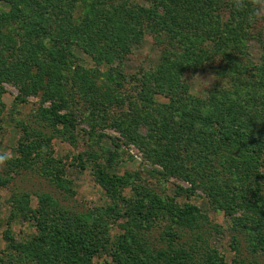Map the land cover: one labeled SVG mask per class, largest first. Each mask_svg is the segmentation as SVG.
Masks as SVG:
<instances>
[{"label": "rangeland", "instance_id": "obj_1", "mask_svg": "<svg viewBox=\"0 0 264 264\" xmlns=\"http://www.w3.org/2000/svg\"><path fill=\"white\" fill-rule=\"evenodd\" d=\"M12 1L20 2L0 0L1 25L21 12ZM229 1L201 4L213 23L219 20L239 33H232L240 54L232 61L217 49L216 36L196 49L201 61H195L189 40L180 43L169 33L158 37L155 20L132 12L137 5L152 7L147 0L21 2L23 17L7 24L0 41V152L14 155L0 167V264H121L114 256H126L117 247L120 242L144 264L150 252L166 255L164 261L157 258L164 264L170 251L190 246L204 263L224 258L231 264H264L260 239L257 250L251 248L254 236L264 240V19L250 23L251 11L233 14ZM39 3L58 15L52 5H61L71 13L68 25L53 17L55 24L49 26L50 14L48 20L42 16ZM114 9L122 16H115L117 33L127 44L117 45L106 33L89 37L72 28L65 37V26L90 17L97 27L108 24L106 12ZM23 18L42 27L35 40L34 33L27 37L42 41L37 48L42 57L49 51L65 56L66 64L57 66L68 105L61 111H71L74 127L55 124L43 113L53 102L32 92L39 86L35 77L23 84L5 74L32 59L29 45H22L25 31L17 28ZM47 30L50 35L43 33ZM223 46L233 53L232 45ZM240 61L251 62L255 70L242 69ZM163 70H178V83L189 88L185 95L205 100L202 105L184 98L195 114L174 109L182 87L181 96L166 94L176 82L167 83L173 76ZM162 75L165 79L154 88ZM211 75L212 86L205 89L202 79ZM215 90L223 103L218 107L209 96ZM163 119L168 124L160 125ZM174 126H182L184 135L171 137ZM170 142L175 143L171 151L177 150L173 155L166 152ZM251 142L262 146V154L254 157L263 177H255L250 166L233 164L236 153ZM164 153L171 159L164 160ZM102 171L111 177L107 183L100 180ZM188 205L197 208L193 228L177 216ZM72 233L85 245L66 249L64 237ZM92 243L99 250L89 262Z\"/></svg>", "mask_w": 264, "mask_h": 264}, {"label": "trees", "instance_id": "obj_2", "mask_svg": "<svg viewBox=\"0 0 264 264\" xmlns=\"http://www.w3.org/2000/svg\"><path fill=\"white\" fill-rule=\"evenodd\" d=\"M27 0H20V2H13V4H15L16 6V10L17 11H21L20 14L17 12V14L11 15L10 17V22L8 21V19H6V21L4 22L5 24L1 25V18H0V41L2 42L4 40V37L7 36V33L5 32V28L7 29V27L9 24H12V21L15 19L17 20V18H21V15L23 17V13L24 10L21 7V4L23 2H25ZM149 3H151L150 6L152 7H145V6H140L137 5V9H133L132 8V12L136 15H140V16H147L148 18H151L153 20H155L156 22V26H155V33L157 34L158 37L162 36L165 33H169L172 35L173 39L175 37H179V42H186L189 40L191 43H193L192 45H194L193 47H191V51L194 52L195 55V61H201L202 58V53L196 51V49L200 48V45H202L205 41H207V39H210L211 37L216 36L218 39L217 41V49L221 50L224 49L225 51V57L227 58V56L230 54L229 58H231V61L237 60V58L239 57V47L237 44H239V40H236V37L233 38V34L238 35L239 33L237 31L232 30L230 27L228 28L226 24H221L219 20H216V23H213L210 17V14L208 13V11H206L204 8L205 6L202 3V0H147ZM22 2V3H21ZM44 3L46 2H51V0H43ZM26 5V4H24ZM28 6V5H27ZM26 6V7H27ZM39 6L41 7V11L43 13L42 16L45 14L46 19L48 20V16L50 14L49 20L47 23H49V26H53L55 23L52 21L53 17H55L56 19L61 20V25H68L67 21L68 19H71V13H65L63 8L61 7V5L59 4H55L52 5V7L55 10V7L58 9L57 11L60 12L61 14H55L54 11H50L49 7H43L42 3H39ZM55 6V7H54ZM227 6L229 7L230 11L235 14H239V16H241L240 14H242V16L248 14L251 11V8L247 9V10H242V11H236L232 5L231 2L229 1L227 3ZM135 8V7H134ZM126 9H124L125 11ZM114 12L110 11V12H106V18L108 21V24L105 23V25L101 26V27H97L95 26L96 24L91 20V17L88 18L87 21H85L84 23L80 24V25H75L74 26H70L65 28L64 30L66 32L65 37H69V28H72L73 32H75L76 34H80V35H85L87 34L89 37H93V36H101V32L102 33H106V36L108 35V39L112 40V42L116 43L117 45H125L127 44L125 39H123V36H120V34L117 33V23H118V19L115 18V16L120 15L121 16V12L118 9H114ZM24 19V18H23ZM39 21H34L33 25L31 26L30 22H28L27 20L24 19V21L17 27L20 30L25 31L24 32V38L25 40H22V45L23 44H28L30 47V50L27 49L29 51L30 57L32 58L30 61L24 62V67H22L20 64L17 66L16 70L12 69H7V72L5 74H7L8 76H11L17 80H19V82H23V84H27V80L30 77H35L36 80L35 82L39 83V86L37 88L38 84H35V88L31 89L32 92L34 94H37L38 92H42V94L44 95V100H50L52 101V105H50L49 107L43 109V113L45 115H49V117L53 120V122L55 124H61V125H67L70 127H74L75 126V121L73 120V116L71 111L66 110L65 112H62L61 109L62 108H66L67 102H66V95L64 93L63 90V84L62 81L59 79L61 78V76L59 75L60 71L57 69L58 63L60 62V64H66L65 61V56H59L56 55L54 56L52 52H48V54H46L45 57H42L39 52L38 49L39 48L41 50V44L42 41L41 40H36V41H32L31 39H27L28 36L31 35V33H34V37L33 40H35V34H38V32L40 33L42 27L40 26V23H38ZM234 22V21H233ZM211 24V25H210ZM161 25V27L159 26ZM3 26L4 29H3ZM36 26H38V28H36ZM235 30H236V26ZM51 30V29H49ZM47 30L44 31L43 33H46L48 35L51 34V32ZM48 32V33H47ZM233 33V34H232ZM46 34H42L43 36H47ZM50 37V36H49ZM51 40L52 39H56L55 37H50ZM220 38H223L222 41L220 40ZM58 41H61L58 40ZM67 42V41H66ZM232 45V51L226 52L228 51L227 46H223V45ZM31 48L34 50H31ZM167 56H165L166 58ZM237 57V58H235ZM240 66H242L241 68L246 69L248 71H253L255 70L254 68L256 67L255 65H251V62L248 63H243V62H239ZM238 62L237 64L234 63L235 66L239 65ZM164 71V70H163ZM162 71V72H163ZM227 71H230L229 69H227ZM178 70L172 72V70H165L164 73L166 77L167 74L168 75H172L173 79H167L166 82L167 83H175V86H173L172 88H167L168 92L166 91V94L169 95V92H171V94L173 96H175L176 94L181 96V92H180V87H182V98H178L177 103H175V107L174 109L177 108H181V110H183L184 112H191L194 113L195 111H190L189 109H187V104H184V98H187V96L189 98H191L192 103L196 104V103H200L202 104V100L201 98H199L198 96H196L195 93L190 92V94H186V92L184 90H189V88L187 86H185L184 84L180 85L181 82L178 83V79L179 76L177 75ZM165 79L164 75H162L161 77H157L154 81H153V87H159L161 85V83L159 81H163ZM38 80V81H37ZM29 87V86H28ZM30 88V87H29ZM66 88V87H65ZM155 92V91H154ZM218 92V90L212 91L210 92L209 96H213L212 98L208 96L207 100H209V98H211V103H216V106L218 107L219 104H223L220 103V101L217 99L218 95H216V93ZM59 101V103L56 102ZM231 103H233L231 101ZM178 106H177V105ZM203 105V104H202ZM170 111H172V109H170ZM167 111L166 114H168ZM195 114V113H194ZM163 123H166L165 119H163L160 123V125H162ZM168 124V123H166ZM181 128H179L177 130V128L174 126V129L172 131L171 137L176 136L177 134L179 135H184L183 133V129L182 126H179ZM189 127V125H188ZM187 132H191L192 128L191 126L189 128L185 127ZM191 134V133H189ZM193 138L195 140L199 139V135L197 134H192ZM182 138V136H181ZM185 140H189V138L185 137ZM175 143L170 142V144L168 145L169 147L166 149V152L170 151L171 155L175 154L177 152L171 151V147L174 145ZM262 145H264L263 143H261ZM216 150V149H214ZM212 151V150H211ZM213 152V151H212ZM263 150H262V146L258 145V143L255 142H251L249 144V146L247 145L244 149L238 151L236 153V159L234 157V159L232 158V162L233 164H243V165H247L251 167V171L254 173L255 177H263L262 173H260L258 170L259 168V160L256 159L254 157L255 154H262ZM177 155V154H176ZM165 159H171V157H169V155H167L166 153H164L163 155ZM239 162V163H238ZM175 170H170L169 174H174ZM179 173L182 172V169L179 168V170H177ZM107 173H105V171H102V173L100 172V180L104 183H107L109 181V179L111 177H108L106 175ZM212 196H217V194L214 192L212 193ZM227 206L229 207V203L227 204ZM196 211L197 208L195 205H188L186 207H184L183 209L180 210V212L178 213V218L181 220H184V223L189 227V228H193L195 227L198 222L196 219ZM131 214H135L133 209L130 211ZM65 240H63V245L68 246V244L70 246L66 247V249H73L75 248L77 243H81L82 245H85V239L82 238L81 241H79L80 239L78 238L77 234H73L69 235V236H65L64 237ZM84 239V241H83ZM260 239L259 242L262 243V245L260 246H264V240L262 238H259L257 236H254L252 238V242H251V248L252 250H257L256 248L259 247V245H256L257 241ZM88 244V243H87ZM78 246V245H77ZM76 246V247H77ZM89 246L92 248L93 252H90V257L88 259V261L92 262V256L94 253V256L97 255V252L99 250V248L97 247V245L89 244ZM85 247V246H84ZM118 248H120L125 254L121 255L120 253H114V256L116 258V260H118V262H120L121 264H144L141 261L136 262L137 259V254L134 253V250L132 249V247L126 243H118L117 245ZM65 249V250H66ZM193 249V250H192ZM73 253V251H72ZM196 253V255H195ZM198 253V249H194L192 248V246H190L188 249L182 248V252H180L179 250H174V251H170V254L167 255V261H165L166 263L164 264H210L209 263H204L203 261L200 260V256L197 255ZM137 256H136V255ZM154 254L153 252H150V254L148 255V258L146 260H144V262L147 264H157V258H162L163 256L164 258L166 257V255H158ZM87 256V254H85V257ZM139 258H144L143 256L139 255ZM152 260H156L153 261ZM166 260V259H165ZM159 261V260H158ZM164 261V259H163ZM150 262V263H149ZM214 264V262H213ZM215 264H231L229 263L226 259H220L219 262H215Z\"/></svg>", "mask_w": 264, "mask_h": 264}, {"label": "clouds", "instance_id": "obj_3", "mask_svg": "<svg viewBox=\"0 0 264 264\" xmlns=\"http://www.w3.org/2000/svg\"><path fill=\"white\" fill-rule=\"evenodd\" d=\"M232 7L236 11L247 10L251 8L250 15L248 17L250 23H255L260 19H264V0H230ZM212 76L208 79H202L204 82V88H210L212 86ZM14 159V155L11 151L0 152V167H3L7 162Z\"/></svg>", "mask_w": 264, "mask_h": 264}]
</instances>
